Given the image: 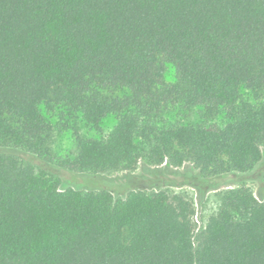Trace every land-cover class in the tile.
I'll return each mask as SVG.
<instances>
[{"label": "trees", "instance_id": "trees-1", "mask_svg": "<svg viewBox=\"0 0 264 264\" xmlns=\"http://www.w3.org/2000/svg\"><path fill=\"white\" fill-rule=\"evenodd\" d=\"M45 112L116 122L99 138L75 128L61 159ZM0 148L89 178L140 162L251 172L264 163V0H0ZM0 264H264V200L225 191L196 233L179 194L62 189L0 152Z\"/></svg>", "mask_w": 264, "mask_h": 264}, {"label": "rangeland", "instance_id": "rangeland-1", "mask_svg": "<svg viewBox=\"0 0 264 264\" xmlns=\"http://www.w3.org/2000/svg\"><path fill=\"white\" fill-rule=\"evenodd\" d=\"M165 78L167 81L174 80V70L170 66H167ZM45 115L55 127L52 149L56 157L61 159L72 157L76 153L75 128L81 135L99 138L108 133L116 122L114 117H108L101 122L100 130H98L86 125L80 116H65L62 120L58 112H45ZM0 152L15 154L31 162L38 170L58 176L61 179L62 189L106 187L111 189L115 196H123L131 189L163 190L179 194L194 205L196 233L203 229L209 218L215 214L219 205V195L225 191L245 186L260 200H264V163L249 173L218 176L205 180L202 179L199 170L190 163L174 168L173 173L149 175L147 169L154 167L143 162H140L133 171L102 173L89 178L83 174L65 170L57 163H48L20 149L0 148Z\"/></svg>", "mask_w": 264, "mask_h": 264}]
</instances>
